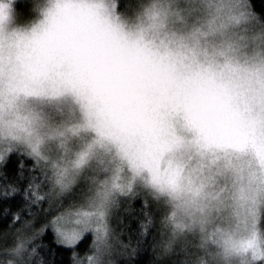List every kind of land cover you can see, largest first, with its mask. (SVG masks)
<instances>
[{"label": "clouds", "instance_id": "9594fccd", "mask_svg": "<svg viewBox=\"0 0 264 264\" xmlns=\"http://www.w3.org/2000/svg\"><path fill=\"white\" fill-rule=\"evenodd\" d=\"M13 151L42 198L79 189L88 227L107 225L95 264L136 198L159 213L140 224L158 225L157 259L264 264V16L251 0H0V157Z\"/></svg>", "mask_w": 264, "mask_h": 264}, {"label": "trees", "instance_id": "16d2710c", "mask_svg": "<svg viewBox=\"0 0 264 264\" xmlns=\"http://www.w3.org/2000/svg\"><path fill=\"white\" fill-rule=\"evenodd\" d=\"M251 4L256 12L264 16V0H251ZM18 6L23 7L24 17L30 15L28 3H21ZM17 161L23 162L22 169ZM32 166L33 163L29 158L17 153L9 155L6 162L0 166V255L7 247L15 245L16 239L13 238L23 239L26 243L32 238L38 256L34 264H75V257H88L92 236L81 239L75 248L66 247L58 242L50 227L53 220L48 219V214L55 213L51 211L46 213L42 220H27L40 208L37 206L38 201L36 204L31 203V207L28 208L24 202V197L28 193L26 186L30 183L28 178H25L28 175L26 172H31ZM132 209L131 214L125 215L123 221L117 220L115 224L117 238L126 242L131 248L127 260L116 262L114 258L115 264H179L181 259L179 256L157 259L155 244L160 238L158 225L154 224L147 235L142 233L140 224L145 220L146 214L158 217L159 213H151V209L142 206L141 199L132 205ZM142 210H145V213ZM37 232H40V235L34 237ZM86 250L87 254H85Z\"/></svg>", "mask_w": 264, "mask_h": 264}, {"label": "rangeland", "instance_id": "374dc122", "mask_svg": "<svg viewBox=\"0 0 264 264\" xmlns=\"http://www.w3.org/2000/svg\"><path fill=\"white\" fill-rule=\"evenodd\" d=\"M18 8L21 11H24L23 7L21 8V6H18ZM12 153H17L18 155L21 154V155L25 156L21 151H13ZM8 156H6V158L3 162H0V166H2L4 164V162H6V160L8 159ZM32 169H35V170H32ZM26 175H27V177H25ZM26 175H24V177L28 178V181L30 183H29V185L26 186L28 193L24 197L25 205L28 208V206L31 207L32 204H36L38 201L39 204L37 206L40 207L39 210L36 212H33L31 214L30 219H27V220H42L43 216L46 213H50V211H51L55 214H52V215L48 214L49 220L54 221V220H56L57 217H62L61 226L63 228H65L66 230H72V229L76 228L77 226L75 225V220L77 217L75 214L77 212H80V211L88 210L80 202V198L78 195L79 189H77L73 193H71L65 197L59 198V199L49 198V197L39 199V197H41L40 193H44L47 190L48 185L46 182V178L42 175V173L37 169V166L34 164L31 167V172H26ZM37 187L39 188V192L36 191ZM31 196H32V198H31ZM139 200H140V198H136L134 200L123 201L121 207L119 209L115 210L111 214V216L109 217L108 228L110 230L109 241L111 244V253L107 257V260L110 261L111 264H115L114 258L116 259V262H118V261L120 262L123 260L124 261L127 260L128 256L130 255L129 251H131V248L129 247V245L126 242L122 241L120 238L119 239L117 238V235H116L117 233L115 231V224L117 223L116 222L117 220L119 222H120V220L123 221L125 215L131 214L132 210H133L132 205L136 201L139 202ZM142 206H144L145 208L151 209V213H153V214L155 212H157L155 206L152 205L151 202L146 203L145 201H142ZM142 211H143V213H145V210H142ZM147 212H148V210H147ZM50 227L56 235L55 226L53 225L52 221L50 223ZM38 235H40V232H37L34 237H37ZM89 235L92 236V244L90 247V253L88 254V257L87 256L83 257V258H77L78 256L75 257V264H89L90 260L96 257V248H97L96 233L92 232V231H86L82 234L81 239L87 238V236H89ZM56 238L58 240L57 235H56ZM13 239L14 240L16 239L15 240L16 242L18 240H20L19 238L17 239L16 237ZM28 241H29V243H26L27 247L31 250H34V255L30 259V264H34L37 261L38 256L36 253V249L33 247V239L31 238ZM79 242H77L73 246H66V245H64V246L75 248L76 246H78ZM10 246L12 247V245H10ZM10 246L7 247L3 251V253H1L0 264H5V262L7 261V259H8L7 250L11 248ZM85 252H86L85 254H87V250ZM37 264H39V263H37Z\"/></svg>", "mask_w": 264, "mask_h": 264}, {"label": "snow or ice", "instance_id": "6c2138e0", "mask_svg": "<svg viewBox=\"0 0 264 264\" xmlns=\"http://www.w3.org/2000/svg\"><path fill=\"white\" fill-rule=\"evenodd\" d=\"M5 159L0 157V162H3ZM31 163L34 164L32 159H29ZM18 166L22 169L24 167L22 161H17ZM35 165V164H34ZM35 170V169H32ZM13 192L15 189L12 190ZM39 199H43L42 197H39ZM76 220L75 225L76 228L72 230H66L61 226V220L62 217H57L56 220L52 221L53 225L55 226V232L58 237V242L66 245V246H73L77 242H79L82 238V234L86 231H92L96 233V240H97V233L100 231V228L103 227L105 230L107 229V225H100L98 222V225L96 228H89L88 225L91 224L92 217L94 215L93 212L86 210V211H80L76 214ZM98 221L100 217H97ZM97 257L90 260L89 264H95Z\"/></svg>", "mask_w": 264, "mask_h": 264}]
</instances>
